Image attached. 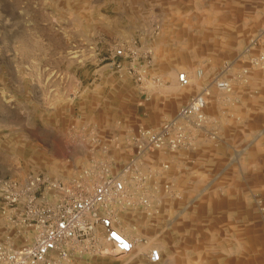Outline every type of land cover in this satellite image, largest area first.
Masks as SVG:
<instances>
[{
  "label": "rangeland",
  "instance_id": "374dc122",
  "mask_svg": "<svg viewBox=\"0 0 264 264\" xmlns=\"http://www.w3.org/2000/svg\"><path fill=\"white\" fill-rule=\"evenodd\" d=\"M117 48L125 54L114 57ZM260 52L264 0H0V237L22 243V223L2 199L7 189L30 174L69 182L111 159L119 169L139 127L158 129L214 76L231 88L210 86L207 106L213 94L234 111L264 98V71L248 62ZM181 71L186 87L176 79ZM206 124L205 114L193 141ZM223 125L214 129L236 144L233 179L245 195L228 205L210 197L217 203L208 217L220 220L197 221L207 215L204 197L153 191L149 213L123 216L134 252L85 248L72 264H264V172H251L249 153L255 138ZM169 152L150 149L144 158ZM229 167L209 187L231 188ZM151 247L160 249V262L142 256Z\"/></svg>",
  "mask_w": 264,
  "mask_h": 264
},
{
  "label": "built area",
  "instance_id": "2783aa9c",
  "mask_svg": "<svg viewBox=\"0 0 264 264\" xmlns=\"http://www.w3.org/2000/svg\"><path fill=\"white\" fill-rule=\"evenodd\" d=\"M124 54L123 48H117L113 56ZM248 62L264 71V52ZM246 72L244 68L238 76ZM176 79L181 87L190 84L184 71L177 73ZM210 86L220 92L231 88L229 80L214 76L158 129L139 127L128 147L132 149L129 158L119 169L113 170L115 162L111 159L100 162L99 170L86 169L69 182L30 174L20 188L7 189L2 199L22 223L23 231L16 230L22 243L14 247L10 235L0 237V264H72L85 248L100 254L109 249L120 255L134 252L136 238L124 230L123 216L138 210L149 213L154 196L153 174L143 172L137 160L150 149L175 151L191 146L192 130L205 121ZM142 256L148 263H158L162 254L159 248L151 247Z\"/></svg>",
  "mask_w": 264,
  "mask_h": 264
},
{
  "label": "crops",
  "instance_id": "0c3cea01",
  "mask_svg": "<svg viewBox=\"0 0 264 264\" xmlns=\"http://www.w3.org/2000/svg\"><path fill=\"white\" fill-rule=\"evenodd\" d=\"M260 96L262 97V95ZM260 96H258V100L256 98L249 100L246 107L242 105L239 106V110L234 111L232 108H227V110L222 98L217 94H213L210 104L204 111L207 118V126L196 135L190 147L179 148L165 154L164 157L160 156V154L154 155L150 160L145 159L144 154H142L138 158L137 163L141 170L149 168L148 165H150V171L154 178V182L151 185L154 184L153 187L156 188L151 190L158 194L161 191H165L169 192L170 195L204 197L206 199L201 204L207 210V215L205 218L197 219V221H205V223L212 221L211 223H213L220 220L208 217V214H213V211L209 212L213 207L212 205L217 203L208 199L210 197H220L223 199L222 204L228 205L230 202L229 197L235 200L234 198L245 195V190L240 188L239 183L233 179L235 176L234 166L237 169L236 171H238L239 166L238 152L235 151L236 144L220 138L214 128L220 130V127L225 124L231 125L232 130L236 128L242 132L244 131L243 137H246L248 133H252L255 139H253L249 149V153H254L251 172L254 174L264 172V98H260ZM257 133L260 134L258 139L255 136ZM123 162L125 161H120V163ZM228 164L231 167L226 172H230L232 175V187H209L211 181H222L223 167ZM221 176L222 178H220ZM165 184H167V187H164ZM254 185L252 187L248 186V190L251 189V194L249 193L251 196H255V190L252 191ZM198 203L200 204L199 201ZM140 212L141 214L143 213V211Z\"/></svg>",
  "mask_w": 264,
  "mask_h": 264
}]
</instances>
